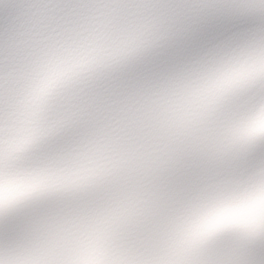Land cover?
Returning <instances> with one entry per match:
<instances>
[{"label":"snow or ice","instance_id":"6c2138e0","mask_svg":"<svg viewBox=\"0 0 264 264\" xmlns=\"http://www.w3.org/2000/svg\"><path fill=\"white\" fill-rule=\"evenodd\" d=\"M0 264H264V0H0Z\"/></svg>","mask_w":264,"mask_h":264}]
</instances>
